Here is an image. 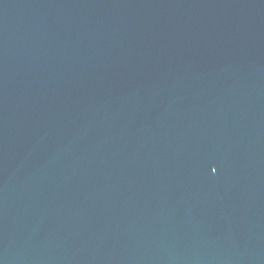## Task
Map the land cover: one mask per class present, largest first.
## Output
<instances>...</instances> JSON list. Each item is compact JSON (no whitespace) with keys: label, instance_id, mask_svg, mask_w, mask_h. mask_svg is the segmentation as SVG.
<instances>
[{"label":"water","instance_id":"obj_1","mask_svg":"<svg viewBox=\"0 0 264 264\" xmlns=\"http://www.w3.org/2000/svg\"><path fill=\"white\" fill-rule=\"evenodd\" d=\"M0 264H264V0H0Z\"/></svg>","mask_w":264,"mask_h":264}]
</instances>
